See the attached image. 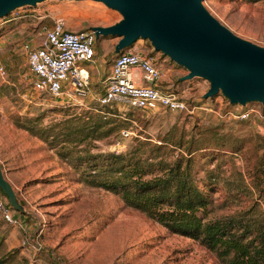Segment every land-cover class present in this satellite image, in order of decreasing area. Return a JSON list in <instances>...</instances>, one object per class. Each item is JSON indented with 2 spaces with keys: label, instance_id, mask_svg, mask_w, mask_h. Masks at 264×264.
I'll list each match as a JSON object with an SVG mask.
<instances>
[{
  "label": "rangeland",
  "instance_id": "1",
  "mask_svg": "<svg viewBox=\"0 0 264 264\" xmlns=\"http://www.w3.org/2000/svg\"><path fill=\"white\" fill-rule=\"evenodd\" d=\"M38 5L50 11L59 9L78 29L107 26L122 19L119 11L95 0H45ZM203 5L235 34L264 47V0H203ZM7 18L0 19L4 28L0 54L9 56L12 44L7 41L8 34L24 20ZM141 49L156 52L146 39L125 50ZM16 52L12 57L15 84L0 79V163L26 212L12 208L26 230L0 218V258L5 259L4 264H44L51 260V251L60 256L51 264H221L198 240L170 232L127 205L120 194L84 181L89 170L86 157L125 155L138 140L160 144L166 139H183L185 146L193 141L195 147H204L197 153V170L203 169L200 175L204 176L208 169H214L218 178L214 182H218L219 191L212 193L210 217L243 215L249 210L264 213V119L256 116L224 122L212 110L231 107L230 101L221 92L204 98L210 87L208 80H181L188 70L166 55L164 85L201 99L197 103L207 109L198 107L193 114H186L139 110L118 103L108 109L107 116L120 122L110 135L99 140L68 137V128L103 115L94 109L97 104L87 99L84 105L65 106L36 92L21 46ZM105 52L109 67L117 56L115 46L110 45ZM98 86L91 82L92 90ZM258 103L234 107H259ZM19 122L33 126L35 132L19 126ZM123 129L130 130L131 136L124 140L125 150L117 153L113 145ZM167 149L172 150L170 156L185 153L184 146L174 149L167 145ZM40 229L45 248L35 255L21 239Z\"/></svg>",
  "mask_w": 264,
  "mask_h": 264
},
{
  "label": "trees",
  "instance_id": "2",
  "mask_svg": "<svg viewBox=\"0 0 264 264\" xmlns=\"http://www.w3.org/2000/svg\"><path fill=\"white\" fill-rule=\"evenodd\" d=\"M3 29L0 26V35ZM102 110L105 114L83 120L65 133L95 140L107 137L120 122L109 118L108 110ZM18 124L35 132L33 126ZM167 145L174 149L184 146L185 153L170 156L172 150ZM203 148L195 147L193 141L185 146L183 139H166L160 144L138 140L125 155H87L84 161L89 163V170L84 181L120 194L127 205L170 232L198 240L221 264H264L263 212L249 210L243 215L210 217L212 193L219 191L218 182H214L218 178L214 169H208L204 176L200 175L203 169L197 170V153ZM4 263L5 259L0 258V264Z\"/></svg>",
  "mask_w": 264,
  "mask_h": 264
},
{
  "label": "built area",
  "instance_id": "3",
  "mask_svg": "<svg viewBox=\"0 0 264 264\" xmlns=\"http://www.w3.org/2000/svg\"><path fill=\"white\" fill-rule=\"evenodd\" d=\"M50 14L39 5L22 6L13 10L6 21L29 22L35 31L23 44L26 53L27 68L32 76L33 89L62 105H84L91 98L97 107L94 109L105 114L115 104L125 103L131 108L151 111L193 114L196 109H207L197 102L201 99L187 97L186 91H177L164 85L165 70L163 62L167 57L160 51L125 50L117 54L111 66L110 74L103 81V90L95 93L91 87V73L86 62L96 56L95 31L90 29L68 30L63 16H54L52 26L47 23ZM160 54V55H159ZM161 56H164L161 58ZM9 77L7 66L0 64V79ZM231 104V103H230ZM259 107H226L214 111L224 122L236 123L258 116L264 119V104ZM109 113V111H108ZM131 136V131L121 130V137L113 150L121 153L125 150L124 140ZM0 218L9 225L26 230L20 216L13 213L9 199L0 190ZM27 232V231H26ZM22 245L31 253H42L43 229L25 234ZM53 262L60 256L56 251L49 252ZM38 261L37 258L34 259ZM45 261L44 264H51Z\"/></svg>",
  "mask_w": 264,
  "mask_h": 264
},
{
  "label": "water",
  "instance_id": "4",
  "mask_svg": "<svg viewBox=\"0 0 264 264\" xmlns=\"http://www.w3.org/2000/svg\"><path fill=\"white\" fill-rule=\"evenodd\" d=\"M45 0H0V19L22 6L35 7ZM119 11L122 19L93 26L96 38L116 36L121 53L140 38L156 51L183 66L181 80L201 77L210 87L204 98L221 92L232 105L264 104V47L246 40L221 23L203 0H95ZM0 188L12 207L26 213L0 163Z\"/></svg>",
  "mask_w": 264,
  "mask_h": 264
},
{
  "label": "crops",
  "instance_id": "5",
  "mask_svg": "<svg viewBox=\"0 0 264 264\" xmlns=\"http://www.w3.org/2000/svg\"><path fill=\"white\" fill-rule=\"evenodd\" d=\"M46 10L49 14L50 17L47 18V23L52 26L53 24V17L54 16H63L66 21H67V29L68 30H83V29H78L77 26H71L69 23V20L65 16V14H60L57 9H53V11ZM90 29V28H88ZM35 27H33L29 22H20L16 27L12 30L10 34H8L7 41L12 44L11 47V54L8 56L6 53L5 54H0V64L5 65L8 68L9 71V77L7 79L2 80L3 82H6L8 84H15V82L12 80V72L13 68L15 67V63L13 60V56L17 54L16 52V47L21 46V50H23L22 44L28 40V38L33 34L35 31ZM119 37L115 38H103L101 40H97L95 43V48H96V56L94 60L90 62H86L85 66L90 70L91 73V82L93 84H99L100 86L97 87V89H93V92L95 93H100L103 90V81L104 79L110 74L111 71V65L108 67L107 65V60L105 59L107 53L105 52L106 49L110 47V45L115 46L117 42L119 41ZM141 39H139L140 41ZM2 46H4V41L0 42ZM24 52V50H23ZM25 54V59H26V53ZM26 65H27V59H26ZM19 74V72L15 73ZM32 82V78H31ZM91 99V98H89Z\"/></svg>",
  "mask_w": 264,
  "mask_h": 264
}]
</instances>
